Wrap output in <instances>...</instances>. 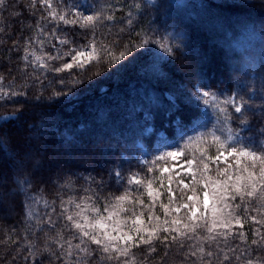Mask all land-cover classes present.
I'll list each match as a JSON object with an SVG mask.
<instances>
[{
	"label": "snow or ice",
	"instance_id": "snow-or-ice-1",
	"mask_svg": "<svg viewBox=\"0 0 264 264\" xmlns=\"http://www.w3.org/2000/svg\"><path fill=\"white\" fill-rule=\"evenodd\" d=\"M259 6L264 8V4ZM24 7L32 15L43 9L35 24V34L24 37L22 42L17 39L13 44L16 52H22L19 60L23 62L25 80L42 84L50 72H70L74 68L86 69L88 65L94 66V75L99 76L104 69H111L108 74L115 75L126 67L121 62L143 48L144 55L151 58L152 72L158 81L180 84L167 109L169 124H175L179 139L173 136L168 141L161 137L150 159L146 158L147 152L131 158L122 153L116 163L104 159V150H101V162L83 176L84 183L78 189L81 175L65 171L59 155L50 158L47 167L55 172L52 212L56 213L57 201L60 211L55 219L49 216L47 228L33 229L26 223V232L44 233V243L41 245L24 236L19 254L23 255L25 264L29 260L31 264H38L37 257L45 254L60 264H151L152 254L158 250L164 258H171L169 264H264V20L257 29L245 18L223 17L224 23L251 28L253 34L258 32L260 49L258 58L252 49L245 50L239 67L234 69L239 76L235 87L231 83L221 87L206 76L199 62L195 67L185 63L193 49L188 35L176 31L182 22L175 16V9L181 7L175 0H132L125 4L127 15L121 19L126 20L127 27L131 29L135 20L146 18L148 27L136 32L137 41L115 48L103 42L98 44L96 40L98 30L111 32L118 23L116 13L123 8L115 4L56 5L53 0H39L38 8L37 0H28ZM201 7L210 11L225 6ZM18 8L15 0H0V18L5 11L9 15H23L16 11ZM49 24L54 26L46 31ZM61 25L85 30L91 35L89 43L63 51L72 41L60 34ZM5 32L0 24V33ZM52 40L56 43L52 44ZM46 42L56 49V55L44 52ZM33 45H39V54ZM66 57L71 58L70 62ZM51 61L62 63L54 66ZM29 67L33 69L32 76L27 75ZM59 82L65 84L64 79ZM80 82L73 80L72 84ZM32 86L18 84L15 78L5 85V78L0 75V99L20 103L14 98H29L28 87ZM45 91L41 88L31 98L41 103L45 99L70 103L69 94L75 95L71 88L53 90L47 96ZM185 105L190 114L187 120H181L176 113ZM23 120L24 116L14 111L4 116L5 123L0 125V148L9 154L17 176L12 191L0 189V201L23 195L25 207L29 209L27 216L31 218L29 201L36 199L32 194V177L43 164L35 160L29 167L34 160L33 134L25 137L23 152L9 149L8 124L15 121L22 128ZM201 127L206 131H199ZM138 134L143 135V126L138 127ZM102 139L106 137L100 134L90 142L93 149ZM120 139L123 144L117 141V147L127 150V137L121 134ZM148 147H152L150 140ZM109 154L115 155V152ZM89 156V143H81L73 159ZM134 162L136 171L132 170ZM185 171L187 183L184 176L176 179ZM165 173L169 175L166 177ZM165 179L169 185L166 190ZM173 180L175 188L171 187ZM157 184L159 187H154ZM78 192L84 195H77ZM165 193L166 203L161 200ZM157 203L163 219L154 211ZM246 223L251 225L250 241L244 231ZM236 240L240 243L236 244ZM136 250L147 255L138 259ZM176 257L183 259L177 261ZM39 264H44L43 259Z\"/></svg>",
	"mask_w": 264,
	"mask_h": 264
},
{
	"label": "trees",
	"instance_id": "trees-1",
	"mask_svg": "<svg viewBox=\"0 0 264 264\" xmlns=\"http://www.w3.org/2000/svg\"><path fill=\"white\" fill-rule=\"evenodd\" d=\"M15 2L19 4L16 11L23 15H9V12L5 11L0 18V24L6 29L5 33H0V75L4 76L5 85L15 78L18 84L34 86L28 87L29 98H14L20 103L14 104L12 101L0 99V125L5 123L4 116H10L14 111L23 115L22 128L15 121L8 124L9 149L23 152L22 146L25 143V137L33 134L31 146L34 160L29 163V167L35 160H40L43 167L39 168L32 177L34 186L32 194L36 199L34 202L29 201L30 211L33 214L31 218L27 216L29 209L25 207L23 195L0 201V264H25L23 255L19 254L24 245V236L28 235L33 242H38L41 245L44 243V233L37 232L33 235L32 231L26 232V223H30L33 229L36 227L47 228L49 216L51 215L55 219L60 211L57 201L56 213L52 212V200L55 197V172L54 170L50 171L47 165L53 155H59L60 160L64 162L65 171L77 172L81 175V179L77 181L76 185L79 189L80 185L84 183L83 176H86L101 162V150H104V159L119 163L122 153L129 155V158L135 157V154L140 151L138 147L140 141L149 148L148 141L150 140L152 147L149 149H152L155 142L160 139L161 133H164L169 141L173 136L177 140L179 139L175 124H169L167 109L173 102L171 98L180 88V84L179 82L171 84L158 81L152 72L151 58L144 55L146 50L143 48L132 52L125 62H121L126 64V67L115 75L108 74L112 71L111 69L102 70L99 76L94 75V66L88 65L86 69L74 68L70 72H50L48 78L43 79L42 84L40 81L25 80L23 62L19 60L22 52H16L13 44L17 39L22 42L24 37L35 34V24L39 19V14L43 13V9H40L37 15H32L24 7L28 0H15ZM131 2L132 0H53L56 5H72L74 3L91 5L96 3L100 5L115 4L117 7L123 8L122 12L116 13L118 23L111 29V32L108 29H102L96 33L98 44L103 42L113 48L137 41L139 37L136 36V32L148 27L147 18L135 20L131 29L127 27L126 20L121 19L122 16L127 15L128 11L124 5ZM175 2L181 5L175 9V16L182 22L177 26L176 31L188 35L193 49L185 63L195 67L197 64L194 58L195 54L200 55L202 58L199 63L203 66L206 76L214 84L226 87L231 83L235 87L239 76L234 69L239 67L241 57L246 49H252L258 58L259 36L258 32L253 34L251 28H242L236 23H224L223 17H229L232 20L238 17L245 18L250 25H255L258 29L259 24L264 20V8L259 6L264 4V0H175ZM241 3L249 6L239 7L238 5ZM37 4L39 8V0H37ZM201 5L225 7H214L210 11H205ZM28 25L33 27L29 28ZM53 26L49 24L46 31H51ZM121 28L125 30L121 32ZM169 30L171 31V29ZM59 32L72 41L71 45L64 46L63 51H68L69 47L87 45L91 39V35L85 30L71 25H61ZM51 43L55 44L56 41L52 40ZM33 48L39 54V45H33ZM44 52L47 55H56V49L52 48L48 42L44 45ZM70 59V57H66L69 62ZM225 62L226 64L231 62L232 65H225ZM50 63L58 66L62 62L51 61ZM221 65L223 66L221 67ZM119 66L116 65V67ZM27 75H33L31 67L27 69ZM60 79H64L65 84H60ZM73 80L81 82L73 86ZM41 88L47 89L45 96L50 95L53 90L61 88H64L65 91L71 88L75 95L69 94L70 103H58L56 100L48 101L47 99L41 103V101L31 98L32 95L38 94ZM60 99L65 100V97ZM189 114L190 109L186 105L176 113L181 120H187ZM139 126H143V135L138 134ZM198 130L206 131L202 127ZM100 134H103L106 139L100 140L93 149L90 142ZM121 134L127 137V150L124 147H117V141L123 144L120 139ZM189 134L194 135L195 133L189 132ZM81 143H89L90 156L87 162H84V159H73V155L77 153L78 145ZM112 152H115V155L109 154ZM132 170L136 171L135 162ZM168 175L169 173H165L166 177ZM16 179V172L9 154L0 148V189L12 191ZM168 186V181L165 179V190ZM175 186V180H173L171 187L175 188ZM154 187H159V185H154ZM77 195H84V193L78 192ZM143 198L147 205L148 197L145 195ZM65 199H67V195ZM161 200L167 202L166 193L161 197ZM154 211L163 219L158 203ZM144 220L147 223L146 211ZM250 227V223H246L244 228L249 241L251 240ZM235 243L239 244L240 242L236 240ZM136 252L138 259L147 255L141 250H136ZM26 254L25 252L24 255ZM256 255L257 253L254 252L253 258ZM152 256L154 259L151 264H169L171 259L164 258L163 253L159 250ZM41 259L44 264H60L59 261L48 257L47 254L37 257L38 264ZM175 259L180 261L183 257ZM28 264H31V260L28 261Z\"/></svg>",
	"mask_w": 264,
	"mask_h": 264
},
{
	"label": "rangeland",
	"instance_id": "rangeland-1",
	"mask_svg": "<svg viewBox=\"0 0 264 264\" xmlns=\"http://www.w3.org/2000/svg\"><path fill=\"white\" fill-rule=\"evenodd\" d=\"M208 24L211 25L212 23H208ZM195 55H196V56H195L194 58H195V60L197 61V63L200 62V61H201L200 58H202V57H201L200 55H197V54H195ZM197 57H198V58H197ZM227 64H228V65H232L231 62H227ZM227 64H226V62H225V65H227ZM222 66H223V65H221V67H222ZM149 129H151V128H149ZM159 137H160V138L163 137V138H165V139L168 140V138L166 137V135H165L164 133H161V134L159 135ZM168 141H169V140H168ZM156 144H157V141L155 142L153 148H152V149H149V148H147L145 145H143V144L141 143V141H140V143L138 144V147H139V150H140V151L137 152V153L135 154V156H140L142 152H147L148 155H147L146 158H150V157H151V152H152V150L155 148ZM69 154H71V153H69ZM86 159H87V160H86ZM86 159H84V162H87V161H88V158H86ZM185 167H186V166H185ZM176 171L179 172V169L177 168ZM180 176H184V182H185V183L188 182V176H187V172H186V171H185V172H180V174H179L176 178L179 179Z\"/></svg>",
	"mask_w": 264,
	"mask_h": 264
}]
</instances>
